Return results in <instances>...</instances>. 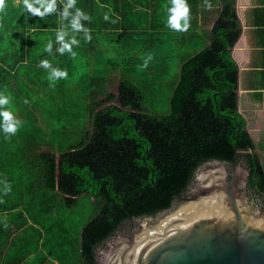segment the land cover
I'll use <instances>...</instances> for the list:
<instances>
[{"label":"trees","instance_id":"1","mask_svg":"<svg viewBox=\"0 0 264 264\" xmlns=\"http://www.w3.org/2000/svg\"><path fill=\"white\" fill-rule=\"evenodd\" d=\"M66 2L57 0L45 18L22 11L23 0H6L0 13V92L10 96L3 107L21 122L15 134L0 131V264H25L11 252L20 253L29 234L43 238L61 264H100L98 250L120 229L179 205L197 171L214 160H245L248 190L264 199V162L239 111L236 0H187L190 27L183 33L167 26L171 0H76L90 17L81 22L91 39L74 33V57L56 51L61 25L73 34L71 17L60 18ZM213 9L202 47L190 32ZM190 43L196 52L177 63L169 111L150 112L143 68L165 59L173 45ZM42 59L67 69V77L50 82ZM115 81L117 91L110 88ZM3 181L11 191L3 192ZM83 195L93 211L76 236L60 207L77 206Z\"/></svg>","mask_w":264,"mask_h":264},{"label":"water","instance_id":"2","mask_svg":"<svg viewBox=\"0 0 264 264\" xmlns=\"http://www.w3.org/2000/svg\"><path fill=\"white\" fill-rule=\"evenodd\" d=\"M249 175L236 158L233 171L221 160L204 164L179 209L118 234L99 249V263L264 264V212L250 199Z\"/></svg>","mask_w":264,"mask_h":264},{"label":"crops","instance_id":"3","mask_svg":"<svg viewBox=\"0 0 264 264\" xmlns=\"http://www.w3.org/2000/svg\"><path fill=\"white\" fill-rule=\"evenodd\" d=\"M236 6L241 34L232 47V56L239 66V111L261 156L264 153V0H236ZM216 16L214 9L205 18L199 16L196 27L190 32L193 39L200 40L202 47L209 42L207 32L213 27Z\"/></svg>","mask_w":264,"mask_h":264},{"label":"rangeland","instance_id":"4","mask_svg":"<svg viewBox=\"0 0 264 264\" xmlns=\"http://www.w3.org/2000/svg\"><path fill=\"white\" fill-rule=\"evenodd\" d=\"M183 33L184 31H179ZM180 37V34L175 35ZM192 40V39H191ZM170 41V40H168ZM176 43L177 41L174 40ZM173 42V41H171ZM172 46V45H171ZM171 52L167 53V57L162 60L152 61L148 63L150 67H144L142 71L148 73V75L142 76V80L140 84L147 85L145 89L147 92V99H146V106L150 112H157V113H166L169 111V100L172 94L173 85L176 83L177 80V63L180 60L184 59L187 55L195 52L194 45H185V46H172ZM166 47H160L161 51L166 50ZM165 54V52H164ZM144 56V55H143ZM147 59V57H145ZM138 68H140L138 66ZM110 88L113 91H117V81H115ZM39 115V122L41 125L45 126L46 128V121L42 119L41 113L37 112ZM261 158L264 162V153H261ZM183 203H179L174 210L180 208ZM61 211L60 214L66 217V219L76 226V231L74 235L79 236V230L81 231L84 224L87 223L89 220V216L93 211V203L91 198L87 195H83L79 198V203L77 206L67 209L64 207H60ZM172 212V211H170ZM170 212L166 213L169 215ZM50 222H56L58 219L51 217ZM51 222V223H52ZM149 224H152L149 223ZM128 229V228H127ZM139 231V230H134ZM133 231V232H134ZM121 235H128L130 236V232H119ZM45 234V231H44ZM117 237V236H116ZM115 237V238H116ZM43 238L39 240L38 234L33 235L29 234V238L25 240V245L23 250L19 253L13 250L11 253L13 256L19 255L22 260L25 261V264H40L44 262L47 264H61V262L56 258V255H49V249L46 245L42 244ZM48 256V257H47Z\"/></svg>","mask_w":264,"mask_h":264},{"label":"clouds","instance_id":"5","mask_svg":"<svg viewBox=\"0 0 264 264\" xmlns=\"http://www.w3.org/2000/svg\"><path fill=\"white\" fill-rule=\"evenodd\" d=\"M6 0H0V13L6 10ZM75 9L71 12L70 9ZM22 11L28 12L31 16H39L45 18L48 14L57 11V0H23ZM167 26L176 31H187L190 27V6L187 0H171L170 6L167 8ZM69 20L70 30L73 33L70 35L67 25H61L56 31L55 40L59 44L56 49L60 54L65 52L71 56H75L76 52L73 50L74 45H79L80 41L76 38L74 33L83 31L85 40H90L91 35L89 29L81 22L82 20H89L90 17L81 8L76 7V0H67L63 4L62 11L60 12L61 20ZM105 20L109 19L107 13L104 16ZM115 21H113L114 23ZM66 37H68L66 39ZM53 41L49 39L45 50L49 53L52 52ZM40 65L44 68L50 69L48 79L53 84L59 78H66L68 73L67 69H60L52 67L48 59H42ZM143 66H147V61ZM28 101L26 100L25 103ZM10 105V96L0 92V131L6 134H15L20 126V120L15 118L13 112L9 107H3ZM4 184L3 192L7 193L11 191V185L7 181L2 182ZM6 226V225H5Z\"/></svg>","mask_w":264,"mask_h":264},{"label":"flooded vegetation","instance_id":"6","mask_svg":"<svg viewBox=\"0 0 264 264\" xmlns=\"http://www.w3.org/2000/svg\"><path fill=\"white\" fill-rule=\"evenodd\" d=\"M244 161H245V160H244ZM228 166H229V169H230L231 171H233V164H232V165H228ZM247 186H248V185H247ZM191 189H192V187H191ZM189 193L191 194V191H190ZM248 193H249V196H250V199L252 200V202H253L256 206H258V207L264 212V199H260V197H258L259 194L256 195V194H254L253 192H251V191H249V190H248ZM190 194H189V195H190ZM189 195H187L186 197L184 196V197L179 198L178 203H179V202H182V201H186V199H187V197H188ZM176 202H177V201H176ZM176 205H177V203H175V204L173 205L172 208H175ZM170 209H171V208H170ZM165 211H166V210L161 211V212H158V213L155 214V215H149V216H143V217L134 218L133 220L130 221V224H128L126 227L120 229V230L116 233V236H117V235L119 234V232H121V231H123V232H126V231H127V232H130L129 235L132 236V232H133L134 230H140L141 228H143V226H144L143 221H144V220H147L149 223H151V222L157 220V219L162 215V213H164ZM127 228H128V229H127ZM116 236H115V237H116ZM98 253H99V250H98Z\"/></svg>","mask_w":264,"mask_h":264}]
</instances>
